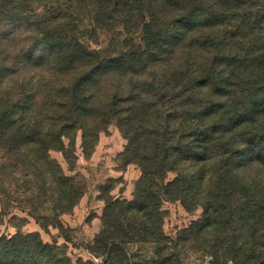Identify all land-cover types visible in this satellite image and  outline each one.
Returning a JSON list of instances; mask_svg holds the SVG:
<instances>
[{
    "label": "trees",
    "instance_id": "16d2710c",
    "mask_svg": "<svg viewBox=\"0 0 264 264\" xmlns=\"http://www.w3.org/2000/svg\"><path fill=\"white\" fill-rule=\"evenodd\" d=\"M88 26L110 45L84 43ZM139 27L142 45L119 42ZM113 121L142 175L132 200L105 208L102 264L142 263L133 244L171 259L164 200L202 208L177 241L211 264H264V0H0V144L67 151L81 131L87 153ZM47 164L68 210L80 189ZM0 264L78 263L17 232L0 234Z\"/></svg>",
    "mask_w": 264,
    "mask_h": 264
},
{
    "label": "rangeland",
    "instance_id": "374dc122",
    "mask_svg": "<svg viewBox=\"0 0 264 264\" xmlns=\"http://www.w3.org/2000/svg\"><path fill=\"white\" fill-rule=\"evenodd\" d=\"M120 30L123 34L119 42L126 39L143 44L142 28ZM82 32L83 42L93 49L110 45V32L95 31L91 26ZM82 141V132L78 131L72 139L64 138L67 151L30 148L11 153L0 144V234L39 232L44 242L61 246L74 263L102 264L105 257L94 254L91 247L103 227L105 208L112 200L134 198L142 168L126 154L128 139L115 121L99 133L97 144L89 152ZM47 162L70 176L80 189L81 197L68 210L57 207ZM174 176L169 172L165 180ZM161 213L168 237L164 254L173 255L163 262L155 253V245L133 244L129 251L139 256L142 263H137L211 264V257L197 246L177 241L181 230L200 218L202 208L187 209L180 200H164Z\"/></svg>",
    "mask_w": 264,
    "mask_h": 264
}]
</instances>
